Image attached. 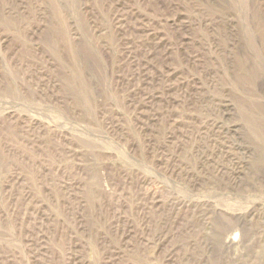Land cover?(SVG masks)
<instances>
[{
    "label": "rangeland",
    "instance_id": "obj_1",
    "mask_svg": "<svg viewBox=\"0 0 264 264\" xmlns=\"http://www.w3.org/2000/svg\"><path fill=\"white\" fill-rule=\"evenodd\" d=\"M0 264H264V0H0Z\"/></svg>",
    "mask_w": 264,
    "mask_h": 264
},
{
    "label": "bare ground",
    "instance_id": "obj_2",
    "mask_svg": "<svg viewBox=\"0 0 264 264\" xmlns=\"http://www.w3.org/2000/svg\"><path fill=\"white\" fill-rule=\"evenodd\" d=\"M232 237H233V236H232ZM226 240H228V239H226ZM226 240H225V241H226ZM206 241H207V239H206ZM226 242H228V241H226ZM207 244H208V243H207ZM207 244H206V245H207ZM228 244H229V243H228ZM209 249H210V248H209ZM211 250H212V249H211ZM209 251H210V250H209Z\"/></svg>",
    "mask_w": 264,
    "mask_h": 264
}]
</instances>
